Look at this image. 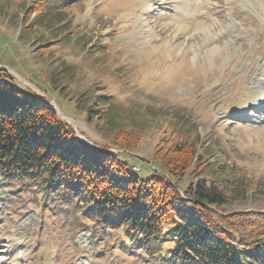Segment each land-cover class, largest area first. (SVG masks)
Wrapping results in <instances>:
<instances>
[{
  "label": "rangeland",
  "instance_id": "rangeland-1",
  "mask_svg": "<svg viewBox=\"0 0 264 264\" xmlns=\"http://www.w3.org/2000/svg\"><path fill=\"white\" fill-rule=\"evenodd\" d=\"M35 1L0 0L1 66L100 148L117 151L118 132L139 133L136 157L120 156L144 180L159 170L155 154L189 127L204 159L227 168L210 180H230L228 193L234 176L247 187L219 208L264 214V0H187L186 9L173 0H40V17L28 12ZM99 90L108 99L94 104ZM143 248L124 228L0 172V264H183L167 261L168 245Z\"/></svg>",
  "mask_w": 264,
  "mask_h": 264
},
{
  "label": "trees",
  "instance_id": "trees-1",
  "mask_svg": "<svg viewBox=\"0 0 264 264\" xmlns=\"http://www.w3.org/2000/svg\"><path fill=\"white\" fill-rule=\"evenodd\" d=\"M41 8V1H35L28 12L40 13ZM12 80L0 71L4 175L28 180L47 196L74 202L103 226L123 227L136 247L161 250L168 245L164 256L169 263L264 264V241L257 240L264 234V215L223 216L208 208L215 206L225 213L219 207L247 187L234 176L228 193L230 180H210L206 173L218 175L227 168L204 159L203 139L191 136L189 127L155 154L159 170L144 180L122 156L79 140L45 99L27 94ZM97 93L94 104L108 99L102 90ZM140 141L136 131H121L113 144L134 152Z\"/></svg>",
  "mask_w": 264,
  "mask_h": 264
},
{
  "label": "water",
  "instance_id": "water-1",
  "mask_svg": "<svg viewBox=\"0 0 264 264\" xmlns=\"http://www.w3.org/2000/svg\"><path fill=\"white\" fill-rule=\"evenodd\" d=\"M0 69L8 70L7 68H5V67H1V66H0ZM36 93L39 94L41 97H44V98L48 99V98L46 97V95H45L43 92H41V91H39V90H36ZM51 105L53 106V108L55 109V111L57 112V114L59 115V117L62 118L65 122H67L69 125L72 126L73 131L75 132V134L77 135V137H78L80 140H82V141L85 142L86 144L90 145L91 147L96 148V147H95L93 144H91V143H90V142H89L84 136H82V135L80 134V132L78 131V129H77L75 123L73 122V120L70 119V118H68L67 116H65V115L59 110V108L57 107V105H56L53 101H51ZM96 149H97V148H96ZM107 152H108V153H114L113 150H109V151H107ZM209 209H210V210H213V211H216V212H218V213H221L220 211L216 210L214 207H209ZM221 214H222V213H221ZM222 215H223V214H222Z\"/></svg>",
  "mask_w": 264,
  "mask_h": 264
},
{
  "label": "bare ground",
  "instance_id": "bare-ground-1",
  "mask_svg": "<svg viewBox=\"0 0 264 264\" xmlns=\"http://www.w3.org/2000/svg\"><path fill=\"white\" fill-rule=\"evenodd\" d=\"M149 2L150 1L147 0L145 2L146 5H149L150 4ZM171 5L174 8H181V9H184L185 8L186 9V6L189 5V4H188L187 0H173L172 3H171ZM215 23L217 24V21L216 20L213 21L211 24H208L207 25L208 26L207 28H203V26H202L203 24H200L199 27H200L201 32H204L205 34L212 33V26L215 25Z\"/></svg>",
  "mask_w": 264,
  "mask_h": 264
}]
</instances>
